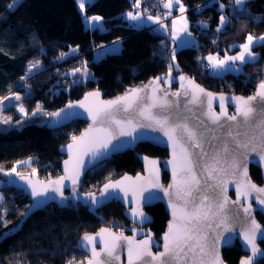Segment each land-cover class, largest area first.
I'll use <instances>...</instances> for the list:
<instances>
[{
	"label": "trees",
	"instance_id": "obj_1",
	"mask_svg": "<svg viewBox=\"0 0 264 264\" xmlns=\"http://www.w3.org/2000/svg\"><path fill=\"white\" fill-rule=\"evenodd\" d=\"M12 2L0 0V97L12 91L24 94L28 90L21 99L23 106L30 113L40 104L43 111L22 117L12 104L3 108V114L0 112L3 117L11 118L9 124L0 123V167L5 171L18 166L17 161L32 157L31 165L18 166V172L43 179L60 175L65 157L60 146L78 135L86 121L76 119L53 128L47 124V113L90 89L109 97L154 77H161L163 84L176 87L180 76L190 75L211 90L249 95L264 80V47H254L252 51L258 54V59L241 65L240 71L226 69L217 74L205 67V56L235 54L249 33L257 37L264 34V0H247L246 13L235 12L233 0H182L196 42L176 47L164 29L155 25L135 26L125 17L126 12L134 9L135 0H91L85 3L84 9L79 8L77 0H19L18 5L10 9L8 5ZM160 5L161 0H141L139 9L142 13L155 14ZM249 13L262 22L251 20ZM221 14L227 15L229 22L218 31ZM91 15L102 18L103 28L88 25L85 17ZM202 23L207 26L202 27ZM115 40L121 42L119 51L95 59L96 49ZM77 46L78 50L71 53L70 49ZM61 53L69 55L58 60ZM37 60L41 68L21 80L29 62ZM83 61L91 72V77L84 81L70 74ZM169 64L172 65L170 76L174 78L170 81ZM167 153L164 147L140 142L134 149L113 154L90 168L77 190L96 191L110 178L140 171L142 158L165 157ZM33 168L36 169L34 174ZM250 175L256 182L262 181L257 166H250ZM6 179L0 172V181ZM167 179L164 173L163 181ZM0 191V264L79 262L84 259V253L77 245L84 234L96 232L103 226L116 228L129 223L124 206L117 201L94 209L71 201L67 204L52 202L23 215L31 202L28 194L8 183H0ZM145 209L152 219L150 227L158 236L168 220L164 206L158 202ZM256 216L264 226L263 215ZM260 245L264 247V240ZM243 254L238 241L223 249L227 264H238ZM256 264H264V258Z\"/></svg>",
	"mask_w": 264,
	"mask_h": 264
},
{
	"label": "snow or ice",
	"instance_id": "obj_2",
	"mask_svg": "<svg viewBox=\"0 0 264 264\" xmlns=\"http://www.w3.org/2000/svg\"><path fill=\"white\" fill-rule=\"evenodd\" d=\"M90 2L91 0H77L80 9H84L85 3ZM18 3L19 0H13L8 7L11 9ZM140 3L141 0H135L133 7L139 8ZM174 3L179 5V11L182 14L180 20L184 23L177 29V21H172L173 39L178 37L179 33L187 32L186 18L183 16L185 7L180 3V0H167L163 6L166 9H171ZM233 3L235 12H247L245 8L247 0H233ZM207 6L209 5H205V7ZM220 8L223 9L224 5L221 4ZM170 14V12L166 13V15ZM126 16L130 20L137 21L141 20L142 14L139 11L135 14L130 11L126 13ZM249 18L254 22H262L261 18L252 17L250 13ZM85 19L89 18L85 17ZM90 19L98 22L102 18L93 16ZM147 19L159 23L161 17L149 15ZM227 22H229L228 17L221 15L217 30L219 31ZM96 26V24L90 25L93 28ZM206 26L202 23V27ZM190 43L187 39L181 40L182 45ZM254 47H264V34L257 37L249 33L246 36V42L239 45L240 51L235 56H225L223 59H219L217 56L209 55L207 60L213 68H225L228 65L230 70L240 71V65L254 63L258 59V54L252 51ZM77 50L78 46L75 49H70V52L75 53ZM68 55L69 53H61L57 59H64ZM171 56L174 60L175 49L172 50ZM237 61L239 65L235 63ZM168 67L170 81L174 79L170 76L172 65L169 64ZM39 68H41L39 60L30 61L25 76L21 77V80L26 79L34 69ZM80 71V68H75L71 74L74 75ZM161 79V77H156L145 88L159 84ZM178 79L185 81L187 78L180 76ZM187 85L186 88L184 84H181V88L185 89V96L191 95V100L188 103L203 105L204 101L200 94L207 97V112L202 114L206 115L215 127L205 125L199 118L190 124L188 116L181 115L172 109L173 102L167 99V92L163 97L156 95L158 88H153L152 95L146 98L141 96L143 88H133L123 96L106 101L99 98V91L91 92L86 94L85 100L80 101L79 105L87 108L93 123L79 137L72 136L73 142L66 146L70 158L64 161L65 175L44 183L23 175L16 170L15 166L10 171H5L0 167V172L4 173L7 178L0 183H15L11 179L13 173L21 180L27 181V184L31 186L30 195L35 198L33 204L29 206V211L41 207L49 199H55L54 196L49 195V189L59 193L63 204L67 199L64 197V181L70 179L72 185L78 183L80 170L84 165V156L91 154V158L96 160L108 155L111 151L120 149L127 142L119 141L118 136L132 135V132L126 131L128 128L135 131L136 127L156 126L164 132L172 145V159L167 162L172 165V183L167 188L160 184L159 169L156 167L158 161L152 160L148 162L149 176L143 177L137 174L135 179L125 176L122 180L106 183L100 195L104 199L118 197L119 193L109 192V189H119L124 193L123 198L128 199L129 193H131L130 202L136 204V207L131 209V213L134 217L140 218L143 223L149 221V218L143 212L140 202L150 203L153 199L160 198L158 193L149 190L162 189L164 195L169 197L168 204L172 216L168 223V229L162 236L163 251L152 252L155 242L150 234L145 239L136 240L135 236H125L123 233L115 234L110 229L102 228L95 235L84 234L81 241L78 242L79 249L90 250V256L85 258L86 264H117L121 260L117 250L121 248L122 241L126 243L127 264H224L218 247L222 234L217 230L223 227L226 232L232 231L229 226V214L232 219L243 222V239L246 245L251 248L252 255L242 259L241 264H255V258L264 256V250L257 247V240H264V228L256 221L253 212L259 210L264 214V187H257L251 182L248 175L247 156L250 152L257 153L259 160L264 161V80L260 81L255 93L246 98L241 96L227 98L220 95L221 111L219 114L212 109V100L214 99L212 93L205 92L192 80H188ZM172 95L179 96L180 93ZM90 98H92V103L86 104ZM11 99L20 101L22 98L19 94H13L12 97H0V112L5 107L4 101ZM145 99L151 102L143 103L141 106V102ZM226 100L235 102L233 114L227 112ZM175 105L177 109L182 106L179 101L175 102ZM68 107L71 108L72 105L69 104ZM153 109H158L159 112H154ZM19 111L28 115L22 104L19 105ZM41 111H43L42 105L37 104L32 115ZM63 112L64 109H61L58 112L47 113V115L61 117ZM120 112L128 113L129 116L133 112H138L139 117L150 123L146 125L134 124L135 117L117 119L116 116ZM73 114L65 113L62 119ZM222 118H224L223 123L221 122ZM10 121V117L5 118L0 115V123L9 124ZM227 121L234 123L228 124ZM59 122L54 121L53 123ZM16 123L19 124L20 121H16ZM217 133H222V135H217ZM113 140H117V143L113 144ZM32 161L33 158L29 157L26 161H17V164L31 165ZM35 172L36 169L33 168L32 173ZM227 176H232L235 179L237 199L234 201H230L226 194L228 181L225 177ZM209 181H214V183ZM73 192H75L74 187ZM145 192H148L147 196L144 195ZM253 192L257 194L255 197L257 209H253L252 202L240 203L241 197L248 198ZM86 195L90 198L92 206L103 202L96 199L95 193L89 192ZM229 204L239 205V207L229 208ZM241 211L243 216L240 214ZM23 215H27V213ZM132 231L136 232L137 230L133 228ZM213 232L216 234L212 235ZM97 237L102 245L99 251H97ZM230 241V236L223 237L225 245ZM155 246L159 247V245ZM68 264H78V262L70 260Z\"/></svg>",
	"mask_w": 264,
	"mask_h": 264
},
{
	"label": "water",
	"instance_id": "obj_3",
	"mask_svg": "<svg viewBox=\"0 0 264 264\" xmlns=\"http://www.w3.org/2000/svg\"><path fill=\"white\" fill-rule=\"evenodd\" d=\"M184 77H186L187 79L185 81H180L178 79L177 81V85L176 87H171L169 84H163L162 81L160 80L159 84H153L150 87L145 88L146 85H149L150 81H153L156 77L148 80L145 83L142 84H136V85H130L127 86L123 91L113 95V96H109V97H105L103 95V93L99 90L96 89H90L88 91H86L81 97L68 101L66 102L63 106L55 109L53 112H58L61 109H64V112L61 113V117H53V116H49V119L47 120V124L50 127L56 128V127H60L66 124L71 123L73 120L76 119H82L86 121V125L84 127V129L78 134L76 135L77 137H79L85 129L89 128L90 125H92L93 121L91 119V117L88 114L87 108L86 107H80L79 102L80 101H84L85 100V96L88 93L91 92H96L99 91L100 93V99L101 100H113L118 96H123L129 89H133V88H143L144 91L141 92V96L149 97L152 95V89L153 88H158V91L156 92V95L159 97H163L164 93L167 92L168 96L167 99L169 101H172V109L176 112H178L181 115L184 116H188L189 117V123L192 124L195 122L196 118H199V120H202L204 122L205 125L210 126V127H215L214 125H212L211 120L206 116L203 115L202 113L207 112V97L204 96L203 94H200L201 99L204 101L203 105L197 103V104H192V103H188V101L191 100V95L189 96H185L184 95V91L185 89L181 88V84H184L185 87L187 88V81L188 80H192L194 81V83L196 85H199L200 88H203L205 90V92L208 93H212L214 96V99L212 100V109L215 113L219 114V112L221 111L220 106H219V97L220 95H223L227 98L230 97H234V96H241V97H248L251 96L255 93V91L257 90V86L259 85V83L257 84V86L255 87L254 91L249 94V95H242V94H234V93H230V92H224V91H214L211 90L207 87H205L204 85H202L201 83H199L194 77L190 76V75H184ZM189 91H191L190 88H188ZM179 92L180 95L179 96H174L172 95L173 93H177ZM179 101L181 103V107L180 108H176L175 102ZM150 100L145 99L144 101L141 102V106H143V103H150ZM92 103V98H90L88 101H86V104H91ZM71 104L72 107L69 108L68 105ZM226 104V110L229 114H233L235 111V102L231 101V100H226L225 101ZM191 110V111H189ZM154 112H159L158 109H153ZM52 112V113H53ZM65 113H74L73 115H69L66 119H62V117H64ZM78 113V114H75ZM193 113H195V116H193ZM134 118V124H149L150 122L145 120L142 117H139L138 112H133L131 116H129L128 113H124V112H120L117 114L116 118L117 119H126V118ZM54 121H60L59 123H53ZM221 122H224V118H222ZM228 124H233L234 122L232 121H227ZM126 131H130L132 132V135H126V136H118V140L119 141H124L127 142L125 143L120 149L116 150V151H111L108 155L101 157L99 159L93 160L91 158V154L86 155L83 157L84 160V165L80 170V175L78 178V183L76 185H72V182L70 179L65 180L64 181V197L67 198L63 204H67L69 201H71L72 203L76 204V203H82L84 205H89L90 209H94L95 207H98L99 205L102 204H106L108 202L111 201H117L120 202L123 206H124V211H125V215L128 218V220L133 223L137 228H135L137 231L133 232L131 230L130 234H127L125 232H117L116 230L109 228L107 226H103L102 228H107L110 229L113 233L115 234H120L123 233V235L125 236H135L136 240H141V239H145L147 237L144 236V233H146L147 235H151L153 241L155 242L154 246L152 247V252L153 253H157L160 251H163V240H162V236L163 234L167 231L168 229V223L169 221L172 219L171 216V208L168 204V200L169 197L164 195V192L162 189H150L149 191L154 192V193H158L160 198L157 199H153L150 203H145L144 201H141V207L143 212L145 213V215L149 218V221L143 222L141 223L140 218L138 217H134L131 213V209L133 207H136L135 203H131V193H129V197L128 199H124V193L122 191H120L119 189H109V192L112 193H119V196H113L109 199H104V197H102L100 195L103 186L106 183L109 182H115L118 180H122L123 177L125 176H129L132 177L133 179H135V177L137 176V174L143 176V177H147L149 176V161L155 160L158 161V164L156 165V167L159 169V182L161 185H163L164 188H167V186L172 183V165L170 163H167L168 161H170L172 159V145L171 142L168 140V137L164 135V132L159 130L156 126H152V127H136L135 131H132L131 128L126 129ZM217 135H222V133H217ZM73 141L70 140L69 142L63 144L60 146V151L65 155L64 159L61 162V174L52 178H48V179H43L40 178L39 176L36 175H29V174H23L25 176H30V178L34 181L39 180L42 181L44 183H47L49 180H55L60 176L65 175V165H64V161L69 160V153L67 151V145L71 144ZM140 142H150L154 145L160 146V147H164L167 149L168 153L167 156L165 157H154V156H146L144 158H142V169L134 174L132 173H123L120 174L118 176H115L113 178L108 179L106 182H104L103 184H101L98 188V190L96 191H90L92 193L96 194V199L98 201H103L102 203H98L95 206L91 205V201L90 198L86 195L89 192H79L77 190V187L81 184L82 179L84 177V175L86 174V172L94 167L95 165H97L98 163L110 158L113 154L116 153H120L126 150H130V149H134L138 143ZM113 144L117 143V140H113L112 141ZM62 146H64L62 148ZM111 148V145L109 146ZM243 151V150H242ZM147 158V159H145ZM91 161V162H89ZM254 165L257 166L260 171H261V176H262V183L259 184L256 181H254L250 175V166ZM247 167H248V175L251 179V182L254 183L255 185H257V187H264V161L259 160V156L257 153H248L247 156ZM164 173H166L168 175V179L166 182L163 181V175ZM11 179H13L15 181V183H12L14 185H16L17 187H19L20 189H22L26 194H28V196L30 197V204L28 205L27 209H26V213H32L38 209H41L45 206H47L48 204L52 203V202H57V203H61V197L59 195V193H55L52 192L51 189H49V195L50 196H54L55 199H49L46 203H44L41 207L39 208H34L31 211H29V206H31L34 202V197H32L30 195L31 193V186H29L27 184V181L25 180H21L18 176L14 175L11 177ZM225 179L228 181V183L226 184V188H227V196L229 197L230 201H234L237 199V194H236V184H235V179L232 176H227L225 177ZM210 183H214V181H209ZM73 187L75 188V192H73ZM232 192L233 196L230 194ZM145 196L148 195V192L144 193ZM256 193L253 192L251 193L250 197L248 198H244L241 197L240 198V203L242 204H247L248 202H252L253 205V209H257V204L255 202V197H256ZM105 196H107V193H105ZM162 203L164 206V209L168 215V220L166 221V225L164 230L158 235V237H156V234L153 231H146L143 230V226L145 224H147L148 222L151 221V216L148 213V211L145 209L148 206H151L155 203ZM236 207L238 208L239 205H231L229 204V208H233ZM255 211H259V210H255ZM255 211L253 212V216L255 217L256 221L261 225L262 228H264V226L262 225V223L260 222V220L257 218ZM260 212V211H259ZM261 213V212H260ZM241 216H243V212L241 211ZM262 214V213H261ZM230 215V219H229V226L232 229L231 232H226L224 231L223 227H221L220 229H218L217 231L220 232L221 235V240L219 242V253L221 258L224 261V264H227V262L225 261L224 257H223V249L227 248V247H231L235 244V241H238V243L241 245L242 250L244 251L245 254H243L241 256V258L239 259L238 264H241V260L252 255L251 253V248L250 246L246 245V242L243 239V222L242 221H238V220H234L231 218V214ZM264 217V214H262ZM100 229L96 232H93L89 235H95L96 233H98L100 231ZM144 231V232H143ZM216 233H212V235H215ZM226 236H230L231 237V241L229 244L225 245L223 242V237ZM261 241V239L257 240V247L259 249L264 250V247H262L259 242ZM155 245H159V247L155 246ZM102 247V245L99 243V238L97 237V251L100 250V248ZM154 248H158V249H154ZM84 251V250H83ZM86 252L89 256H90V250L89 251H84ZM118 254L121 257L120 262H117V264H127V252H126V243L125 242H121V248H119L117 250ZM264 258V256H260L255 258V264L257 263L258 260ZM80 264H86V261Z\"/></svg>",
	"mask_w": 264,
	"mask_h": 264
},
{
	"label": "rangeland",
	"instance_id": "obj_4",
	"mask_svg": "<svg viewBox=\"0 0 264 264\" xmlns=\"http://www.w3.org/2000/svg\"><path fill=\"white\" fill-rule=\"evenodd\" d=\"M164 2H167V0H164ZM164 2H162V3H164ZM180 3H182L183 5H184V3L182 2V0H180ZM184 7H185V5H184ZM175 8H177L178 10H179V5H177V4H175L174 3V6L171 8V9H164L163 7H162V5H160V8H159V12L158 13H155V14H151V13H143L144 15H146V16H153V15H159L160 17H161V20H160V22H161V24H162V26L164 27V30L165 31H167V33L168 34H170V31H171V33H172V18H173V16L174 15H177V16H179L178 15V13L176 14H172L173 13V10L175 9ZM148 10V9H147ZM167 11V12H166ZM168 12H170L171 14L170 15H166V13H168ZM181 15V14H180ZM221 15H223V16H225V17H228L227 15H225V14H221ZM93 16H95V15H91V16H87V18H89V19H86V22L88 23V24H96L97 23V21H92L90 18L91 17H93ZM134 24H135V26H139V25H142L139 21H135V22H133ZM219 24H220V22H219ZM219 24H218V26H219ZM223 27V26H222ZM221 27V28H222ZM220 28V29H221ZM180 35V34H179ZM176 39V38H175ZM116 41V40H115ZM115 41H113V42H111V43H108L107 45L106 44H104V45H102L101 47H99L98 49H96L95 50V53H94V55H95V59H99L100 57H102V56H104L105 54H107V53H110V52H115V51H119L120 50V48H121V42H115ZM176 47V46H175ZM206 59V58H205ZM231 63V62H230ZM205 67H206V69H209L211 72H214V70H213V67H211V64L209 63V61L208 60H206V63H205ZM77 68H80L81 69V71L80 72H77V73H75L74 75H76V77H77V79L78 80H82V81H84L85 79H87V78H89V77H91V72L89 71V69L87 68V66H86V63L83 61ZM72 73V71L70 72V74ZM28 92V90H26V92L24 93V94H26ZM13 94H19L20 96H21V98L23 97V93H21L20 91H12V92H10L9 93V97H12V95ZM12 104H14L15 106H16V109L18 110V112L22 115V117H31V116H34V115H32V112L33 111H31L30 113L27 111V108L26 107H24V109H25V112L26 113H28V115H25L24 113H21L20 111H19V105L20 104H22L23 105V103L21 102V100L20 101H16V100H14V99H11V100H7V101H4V105H5V107L4 108H6V107H8L9 105H12ZM2 114H3V112H1ZM42 113V111L41 112H38L37 114H41ZM36 114V115H37ZM4 115H6V114H4ZM28 160V159H27ZM23 165H25V164H19L18 166H23ZM18 166H15L16 167V170L17 171H19L20 169H19V167ZM11 170V169H10ZM10 170H8V171H10ZM15 174L13 173V175L12 176H14ZM0 193H1V191H0ZM2 194V193H1ZM85 259H83V260H81V261H84Z\"/></svg>",
	"mask_w": 264,
	"mask_h": 264
},
{
	"label": "crops",
	"instance_id": "obj_5",
	"mask_svg": "<svg viewBox=\"0 0 264 264\" xmlns=\"http://www.w3.org/2000/svg\"><path fill=\"white\" fill-rule=\"evenodd\" d=\"M163 2H164V0H163ZM162 5H163V3H162ZM163 8H164V6H163ZM165 10H166V8H164ZM176 9V12L178 13V15L179 16H177V15H174L173 16V18H172V21L173 20H176L177 21V23H176V28L177 29H179L181 26H182V24L184 23V21H182V20H180V17H181V12L177 9V8H175ZM131 12H133L134 14L137 12V11H139L141 14H142V16H141V20H137V21H139L142 25H155V26H157L158 28H161V29H164V27L162 26V24H161V22H159V23H156L155 21H152V20H148L147 19V17L148 16H146V15H144L142 12H141V10L139 9V8H134L133 10H130ZM130 11H128V12H130ZM186 11V10H185ZM128 12H126V13H128ZM167 12V11H166ZM176 12H174V10H173V13L172 14H175ZM176 13V14H177ZM181 14V15H180ZM156 16H159V15H153V17H156ZM168 16V15H167ZM183 16L186 18V23H187V32L185 33V32H181V33H179L180 35L178 36V37H176V39H173V37H172V33H171V31H170V36H171V39H172V42H173V44L175 45V46H183L182 44H181V40L182 39H187L188 41H190L191 43L190 44H192V43H194V42H196V40H195V37H194V35H193V33L191 32V30H190V27H189V21H188V19H187V16H186V13L184 12L183 13ZM100 17V16H99ZM126 18H127V16H125ZM128 19V18H127ZM130 20V19H129ZM130 21H132V22H135V21H133V20H130ZM89 26L90 25H92L91 23L90 24H88ZM96 25H97V27H100V28H103V25H102V19L100 20V21H98L97 23H96ZM190 34V35H189ZM115 42H120V40H116ZM107 45V44H106ZM188 45V44H187ZM238 53V52H237ZM237 53H235V54H232V55H225V56H235ZM210 55H213V56H217L219 59H223L225 56H219V55H217V54H210ZM209 55H207V56H205V58H206V60H207V57H208ZM210 63V62H209ZM237 65H239V62L237 61V62H235ZM212 67V66H211ZM240 67H241V65H240ZM226 69H229V66L228 65H226L225 66V68H213V70H214V73H217V74H219V73H221V72H223L224 70H226ZM0 197H2V194L0 193ZM0 201H1V199H0Z\"/></svg>",
	"mask_w": 264,
	"mask_h": 264
},
{
	"label": "flooded vegetation",
	"instance_id": "obj_6",
	"mask_svg": "<svg viewBox=\"0 0 264 264\" xmlns=\"http://www.w3.org/2000/svg\"><path fill=\"white\" fill-rule=\"evenodd\" d=\"M257 183H259V184H261L262 183V181L261 182H257ZM232 196H233V194H232V192L230 193ZM258 213H260L259 211H255V214L257 215ZM261 214V213H260ZM152 220V219H151ZM151 222V221H150ZM150 222H148L147 224H145L144 226H143V230H146V231H153L152 229H151V227H150ZM263 225V224H262ZM128 227V229L127 230H123V228L124 229H126ZM114 228V227H113ZM112 228V229H113ZM133 228H137L133 223H131L130 221H129V223L128 224H125V225H123V224H120L119 226H116V228H114V230H116L117 232H125V233H127V234H130L131 233V230L133 229ZM144 232V231H143ZM154 232V231H153ZM155 233V232H154ZM144 236L145 237H147V234L146 233H144ZM156 237H158L157 235H156ZM263 240H261L260 242H259V244L262 242ZM236 242V241H235ZM155 250L156 249H158V248H154ZM84 252V251H83ZM85 253V252H84ZM245 254V253H244ZM85 256L87 257V256H89L87 253H85ZM85 257V258H86ZM84 258V259H85ZM81 260H83V259H81ZM261 260V259H260ZM86 261V259L84 260V261H80V262H78V264H80V263H83V262H85ZM259 261V260H258ZM257 261V262H258Z\"/></svg>",
	"mask_w": 264,
	"mask_h": 264
},
{
	"label": "built area",
	"instance_id": "obj_7",
	"mask_svg": "<svg viewBox=\"0 0 264 264\" xmlns=\"http://www.w3.org/2000/svg\"><path fill=\"white\" fill-rule=\"evenodd\" d=\"M127 229H128V227H127L126 229L123 228V230H127ZM83 253H84V252H83ZM85 257H86V256H85V253H84V258H85ZM80 261H81V259H80ZM80 261H79V262H80Z\"/></svg>",
	"mask_w": 264,
	"mask_h": 264
}]
</instances>
